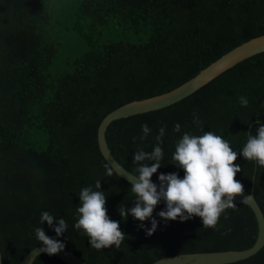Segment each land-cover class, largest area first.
Returning a JSON list of instances; mask_svg holds the SVG:
<instances>
[{"label":"trees","instance_id":"1","mask_svg":"<svg viewBox=\"0 0 264 264\" xmlns=\"http://www.w3.org/2000/svg\"><path fill=\"white\" fill-rule=\"evenodd\" d=\"M54 30L53 0H0V250L2 264H19L42 245L35 228L65 244L86 264H151L184 253L243 250L257 236L251 209L236 204L215 228L199 217L162 220L163 201L153 218L156 232L147 236L131 215L136 197L115 173L106 175L96 139L97 127L111 111L168 92L239 44L264 34V0H77ZM74 33L87 51L72 60L70 71L52 73L58 39ZM248 99L241 106L239 97ZM194 114L201 124L194 123ZM264 125V52L227 70L187 98L160 110L112 122L106 131L116 160L137 175L133 154L150 152L159 129L163 159L158 176L177 173L172 155L184 133L212 131L240 152L248 136ZM180 132H174L176 124ZM151 133L144 140L141 126ZM135 138V140L133 139ZM149 163V162H146ZM235 179L252 193L264 215V167L239 156ZM149 166H151L149 164ZM100 180L107 214L119 222L125 241L119 249L90 247L78 219L79 193ZM48 211L63 218L67 231L57 237L41 224ZM227 217V218H225ZM151 227L150 221L143 222ZM33 264H64L42 254ZM231 264H264V247Z\"/></svg>","mask_w":264,"mask_h":264},{"label":"clouds","instance_id":"2","mask_svg":"<svg viewBox=\"0 0 264 264\" xmlns=\"http://www.w3.org/2000/svg\"><path fill=\"white\" fill-rule=\"evenodd\" d=\"M239 103L246 107L249 101L241 96ZM193 122L198 126L201 124L195 114ZM256 123L259 124L256 134L248 136L239 153L232 149L227 140L212 131H204L202 135L184 133L175 145L172 155L175 162L173 164L183 170V178L175 172L161 173L157 178L158 186L151 178L161 168L164 156L160 147L165 133V127L162 126L152 151L139 149L133 154L132 162L137 165L138 174L134 179L127 180L136 199L134 206L129 209L119 207L121 218L127 219L131 215L141 222L138 228L144 230L147 236H151L158 226V221L153 218L154 209L163 201L165 208L157 215L165 222L175 221L177 218L184 222L195 216L201 219L204 228H215L225 210L237 207L234 203L235 197L243 196L242 203H247L253 198L252 195H244L243 184L235 179L236 174L241 172V166L234 162L239 155L264 167V125H261L260 121ZM173 131L180 132L178 123ZM141 132L140 139L144 140L151 133V129L144 124L141 126ZM104 168L109 177L114 172L118 173L109 164H105ZM95 189L91 186L81 189L80 206L77 208L78 219L73 227L82 230L93 249L102 250L113 246L119 249L125 241V233L121 230L119 222L110 219L107 214L106 195L100 190V180L96 181ZM146 220L150 221L151 227H145L143 222ZM40 222L53 228L57 237L67 231L66 221L63 218L57 219L48 211L41 213ZM35 235L42 244L40 253L51 256L65 248L63 242L49 237L42 227L35 228Z\"/></svg>","mask_w":264,"mask_h":264},{"label":"water","instance_id":"3","mask_svg":"<svg viewBox=\"0 0 264 264\" xmlns=\"http://www.w3.org/2000/svg\"><path fill=\"white\" fill-rule=\"evenodd\" d=\"M262 52H264V34L251 38L229 50L178 87L156 96L131 101L108 113L99 123L96 132L98 149L105 162L117 170L119 174L114 173L118 177L129 183L128 180L134 179L133 177L136 175L116 160L106 140V131L112 122L169 107L187 98L240 62ZM154 183L159 186V183ZM244 195H252L253 198L247 203H242L243 196H237L234 203L248 206L255 216L257 236L251 247L243 250L176 254L161 258L151 264H231L246 260L257 254L264 247V215L254 195L252 193H244ZM40 247L42 245L30 250L19 264H33L37 257L46 254L39 252ZM53 256L64 264H86L66 248ZM0 264H2L1 250Z\"/></svg>","mask_w":264,"mask_h":264},{"label":"rangeland","instance_id":"4","mask_svg":"<svg viewBox=\"0 0 264 264\" xmlns=\"http://www.w3.org/2000/svg\"><path fill=\"white\" fill-rule=\"evenodd\" d=\"M54 9L51 8L52 22L54 30L59 31L61 35L62 28L57 22L62 23L68 16L64 14L65 10L77 5V0H53ZM56 56L51 65L52 73L71 70V62L77 56L87 51L84 43L72 32H66L58 39Z\"/></svg>","mask_w":264,"mask_h":264}]
</instances>
